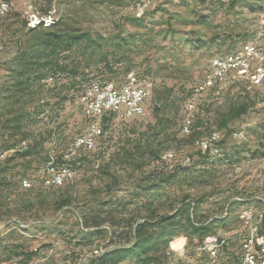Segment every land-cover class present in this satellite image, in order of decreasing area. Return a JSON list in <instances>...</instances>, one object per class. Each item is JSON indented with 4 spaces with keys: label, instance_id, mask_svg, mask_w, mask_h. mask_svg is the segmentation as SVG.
<instances>
[{
    "label": "rangeland",
    "instance_id": "374dc122",
    "mask_svg": "<svg viewBox=\"0 0 264 264\" xmlns=\"http://www.w3.org/2000/svg\"><path fill=\"white\" fill-rule=\"evenodd\" d=\"M135 1L35 0L31 8L0 0L8 6L0 13V264H89L130 245L143 220L152 222L150 233L166 227L165 235L119 264L239 263L243 217L257 220L264 208V78L227 76L203 93L197 86L215 56L249 42L264 52V0H164L139 16ZM45 32L86 34L95 43L43 54L32 44ZM61 60L65 74L54 71ZM130 72L149 91L145 115H104L95 147L66 158L89 124L79 95L94 81L120 85ZM188 102L193 121L181 132ZM213 142L219 152L202 153L220 156L200 155ZM51 156L74 173L61 185L41 183ZM178 165L188 173L169 179ZM177 208L183 214L159 224ZM218 217L227 219L211 233L192 228V220ZM259 230L264 236V217ZM224 234L228 244L216 257L197 251Z\"/></svg>",
    "mask_w": 264,
    "mask_h": 264
},
{
    "label": "built area",
    "instance_id": "2783aa9c",
    "mask_svg": "<svg viewBox=\"0 0 264 264\" xmlns=\"http://www.w3.org/2000/svg\"><path fill=\"white\" fill-rule=\"evenodd\" d=\"M164 0H136L135 11L139 16L144 10L153 7L156 3ZM32 8L35 0H27ZM7 4H0V13L7 11ZM36 19V15H34ZM211 75L197 86V92L203 93L212 89L215 85H222L227 78L234 79L249 76L251 82L258 83L264 78V52L258 42H249L245 44L240 51L224 56H215L210 60ZM149 96L147 86L139 82L136 74L130 72L127 74L124 82L120 85L113 81H94L77 98V103L81 106L84 114L89 119L86 132L76 136L70 144L66 158L82 150V148L93 149L97 139L102 135L100 119L107 114H115L124 120H131L145 115V102ZM195 103L188 102L187 115L181 126L186 130L192 125ZM222 137V136H221ZM220 137V140H221ZM219 142V141H218ZM218 142L202 146L200 152L216 151L219 152ZM6 153L0 152V160L5 159ZM188 161V160H187ZM186 164V162H185ZM169 164L168 169H173ZM41 180L42 184H52L60 175L73 177V171L64 163L55 162L51 156L50 161L44 171ZM24 187H31L32 182L23 181ZM264 204V201H263ZM258 219L254 220L252 215L243 217L244 232L241 234L240 261L238 264H264V244H261L259 226L264 217V208L260 212ZM216 235L215 238L204 240V245L197 248V251H206L210 257H216L220 248L228 244V236ZM192 261V259H191Z\"/></svg>",
    "mask_w": 264,
    "mask_h": 264
},
{
    "label": "trees",
    "instance_id": "16d2710c",
    "mask_svg": "<svg viewBox=\"0 0 264 264\" xmlns=\"http://www.w3.org/2000/svg\"><path fill=\"white\" fill-rule=\"evenodd\" d=\"M145 16V15H144ZM142 17H137L139 18H143ZM140 20V19H139ZM88 40L90 42H94L93 40H91L88 35L86 34H80V33H61V32H45L43 34H40L37 38V40H35L32 44V47H34L35 49H39L41 50V52L43 54H56L58 50H61L64 54L66 51H69L72 47V45L75 42L78 41H85ZM49 52V53H48ZM25 59V58H24ZM64 59V58H63ZM61 64L57 65L54 71L56 73L62 72L64 73V71H67L65 69V67H63V61L61 60ZM45 65L48 66H52L51 62H45ZM65 74V73H64ZM234 110H231V116L230 117H236L237 115L242 114L245 111V108H242L240 111H236L233 113ZM225 121L222 122V124ZM200 155H202L205 158H212V159H216L215 157H218L220 155H216V156H209L208 154H203L199 151ZM170 161V159H169ZM163 163V162H162ZM169 164H167L166 162V167L168 169ZM188 167H182L181 165H178V167L176 166L174 168V170L171 172L172 176H170L169 179L174 178L175 176L179 175L180 173H188ZM169 170V169H168ZM154 189V188H152ZM234 205H243L246 204V202H244V200H238V202H234ZM182 209L177 208L175 210V212L172 215H168V216H161L160 220H159V224H169V222L175 218L178 217L179 214H183V212H181ZM185 214V213H184ZM224 217H218V218H212L210 221L208 220L205 224H196V222H194L193 220L191 221V225L192 228L194 229V231L196 233H202V234H206V233H211L213 231V227L217 224V223H221L223 221H225ZM156 223V222H154ZM152 225V222H149L148 220H143L140 224H138L136 226V228L134 229V237L131 240L130 245L128 246H122V247H115L111 250H106L105 252H103L102 254H100L99 256H97L96 258L90 260L89 264H119L121 263L124 259L128 258V257H132V256H136V257H142V254L147 250V248H151L154 247L155 242H153L155 240V235H160L159 237H162L165 235L166 233V227L162 228L159 234L154 233H150L147 231V228L150 227ZM264 244V243H261ZM143 261H145L143 258L141 259Z\"/></svg>",
    "mask_w": 264,
    "mask_h": 264
},
{
    "label": "bare ground",
    "instance_id": "6f19581e",
    "mask_svg": "<svg viewBox=\"0 0 264 264\" xmlns=\"http://www.w3.org/2000/svg\"><path fill=\"white\" fill-rule=\"evenodd\" d=\"M185 132L188 131V129L184 130ZM212 137V140H216V134H214ZM206 145V144H203V146ZM82 149H86V148H82ZM68 175H60L59 177H57V179L54 180V183L55 185H61L63 184L64 182H66L68 180Z\"/></svg>",
    "mask_w": 264,
    "mask_h": 264
},
{
    "label": "crops",
    "instance_id": "0c3cea01",
    "mask_svg": "<svg viewBox=\"0 0 264 264\" xmlns=\"http://www.w3.org/2000/svg\"><path fill=\"white\" fill-rule=\"evenodd\" d=\"M24 143H26V142H23L22 145H23ZM19 147H20V146H16V147H14V148L11 147L12 150H10V151H11V152H16V150H18ZM10 151H9V152H10ZM255 204H256V203H255ZM255 204H254V202H252V203H246V204H243L242 206L247 208V207H249V206L252 207V206L255 205ZM257 205H258V204H257ZM259 206H264V204H263V203L261 204V202H259ZM255 209H257V208H255ZM255 211H258V210H255ZM218 230H219V231H221V230L224 231V230H226V229H225V228H224V229H221V228H220V229H218Z\"/></svg>",
    "mask_w": 264,
    "mask_h": 264
}]
</instances>
